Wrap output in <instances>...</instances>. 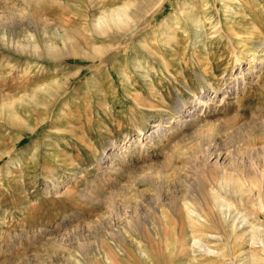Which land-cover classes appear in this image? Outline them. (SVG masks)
I'll use <instances>...</instances> for the list:
<instances>
[{
  "label": "rangeland",
  "instance_id": "1",
  "mask_svg": "<svg viewBox=\"0 0 264 264\" xmlns=\"http://www.w3.org/2000/svg\"><path fill=\"white\" fill-rule=\"evenodd\" d=\"M259 41L264 0H0V264H264Z\"/></svg>",
  "mask_w": 264,
  "mask_h": 264
},
{
  "label": "bare ground",
  "instance_id": "2",
  "mask_svg": "<svg viewBox=\"0 0 264 264\" xmlns=\"http://www.w3.org/2000/svg\"><path fill=\"white\" fill-rule=\"evenodd\" d=\"M185 12H186V11H185ZM188 16H189V18L194 19V14H193L191 11H189ZM198 18H199V17H198ZM111 20H112V18H111ZM113 21H114L115 24H118L117 19L114 18ZM109 23H110V22H109ZM109 23H108V24H109ZM110 24H111V23H110ZM112 25H113V24H112ZM118 25H119V24H118ZM116 29H117V28H116ZM253 30H254V29H253ZM253 30L251 29V33L253 32ZM251 33H250V34H251ZM250 37H251V36H250ZM235 39H236V38H235ZM248 41H249V40H248ZM261 45H264V42H263V41L256 42L255 45H254V47H257V48H258V47H260ZM86 58H87V57H86ZM58 87H59V86H58ZM211 99H212V98H210V96H209V98H207L206 101H204V105L207 106V107H208V106H211V103H210V102H211V101H210ZM178 105H179V108L177 109V112L180 113V117L186 116V117H185V118H186L185 120H187V121H188V120L190 121V120H193V119H194V118H193V116H194L193 113H191V111L187 108V104H186L185 102L179 100V101H178ZM187 117H188V118H187ZM215 129H216V128H215ZM142 131H143V130H142ZM157 133H158V130H152V131L150 132V136H153V135H155V134H157ZM211 137H212V136H211ZM208 138H210V136H209ZM213 140H214V139H213ZM213 140L211 139V140L206 144V146H205V147H206V150L209 151V152L212 151V150L214 149V148H213V146H214V145H213ZM215 145H216V143H215ZM214 147H215V146H214ZM202 149H203V147H202ZM194 158H195V156H194ZM214 177H215V176H214ZM214 177L211 176V180H213ZM215 180H216V179H215ZM220 184H221V187H222V188H224V187L227 188V186H224V184H223L222 182H221ZM236 187H237V186H236ZM236 187H234V188H236ZM220 190H221V189H220ZM227 191H229L228 188H227ZM222 192H223V190H222ZM225 192H226V191H225ZM231 192H232V191H231ZM239 192H240V193H243L244 190H243V189H239ZM211 193H212V192H211ZM245 193H246V192H245ZM243 195H244V193H243ZM243 195H242V196H243ZM212 196H213V199H214V202H215L216 206H220V205H221V200L219 199V197H217L215 193H212ZM251 196H252V195H251ZM245 197H246V196H245ZM214 202H213V203H214ZM223 202H224V201H223ZM209 207H210V206H209ZM262 207H263V206H262ZM207 208H208V207H207ZM188 209H189V208H188ZM227 209H230V208H227ZM227 209H225V210H227ZM263 209H264V207H263ZM211 210H212V209H211ZM216 210H217V209H216ZM220 210H221V208H220ZM201 211H202V210H201ZM227 211H229V210H227ZM188 212H189V216H190V217H191V216H192V217H198L199 219H200L201 217L203 218V216H200V214H198V213H197L196 211H194V210H190V209H189ZM188 212H187V213H188ZM213 212H214V211H213ZM211 213H212V212H211ZM208 214H209V213H207V215H208ZM213 218H214V217H213ZM213 218H212V219H213ZM191 219H192V218H191ZM195 219H196V218H195ZM214 219H215V218H214ZM205 220H206V219H205ZM205 220H204V222H205ZM194 221H199V220L196 219V220H194ZM209 221H210V220H209ZM211 221L214 222L213 220H211ZM199 222H201V221H199ZM206 223H207V222H206ZM210 223H211V222H210ZM216 224H217V223H216ZM200 225H201V224H200ZM139 226H140V225H139ZM141 226H142V225H141ZM139 228H140V227H139ZM140 229H141V228H140ZM258 230H259V229H258ZM139 231H140V230H139ZM253 231H254V230H253ZM256 232L258 233V231H256ZM256 232H255V233H256ZM139 233H140V232H139ZM247 233H248V232H247ZM251 233H252V232H251ZM120 234H122V233H120ZM123 234H124V233H123ZM141 234H142V233H141ZM249 234H250V233H249ZM261 234H262V233H261ZM250 235H251V234H250ZM117 236H118V235H117ZM258 236H259V235H258ZM251 237H252V235H251ZM255 237H257V236L255 235ZM255 237H253V238H255ZM111 238H112V237H111ZM114 238H115V237H114ZM263 239H264V238H263ZM251 240H252V242H253V239H251ZM255 240H256V239H255ZM192 241H194V240H192ZM196 241H197V240H196ZM259 241H261V240H259ZM194 242H195V241H194ZM197 242H200V241H197ZM197 242H195V243H197ZM252 242H251V243H252ZM255 242H256V241H255ZM192 243H193V242H192ZM256 243H257V242H256ZM256 243H254V244H256ZM197 244H198V243H197ZM197 244H196V245H197ZM191 245H192V244H191ZM191 245H190V246H191ZM200 245H201V247L203 246L202 243H201ZM200 245H197V246L199 247ZM197 246H196V248H197ZM263 246H264V245H263ZM193 247H194V246H193ZM189 248H190V247H189ZM94 249H95V248H94ZM201 249H202V248H201ZM201 249H200V250H201ZM262 249H263V247H262ZM139 250L141 251L142 254H144L142 248L139 247ZM207 250H208L209 252L211 251V250H209V249H207ZM178 251H179V250H178ZM263 252H264V251H263ZM139 253H140V252H139ZM211 253H212V252H211ZM214 253H216V251H214ZM105 254H106V253H105ZM142 254H141V255H142ZM216 254H217V253H216ZM216 254H215V255H216ZM218 254H220V253H218ZM240 254H241V253H240ZM240 254H239V255H240ZM106 255H107V254H106ZM144 255H145V254H144ZM217 256H219V255H217ZM247 259H248V258H247ZM222 262H223V261H222ZM230 262H231V261H230ZM253 262H255V261H253ZM257 262H258V261H257ZM262 263H263V262H262ZM113 264H114V263H113ZM236 264H237V263H236ZM240 264H241V263H240ZM256 264H257V263H256Z\"/></svg>",
  "mask_w": 264,
  "mask_h": 264
}]
</instances>
